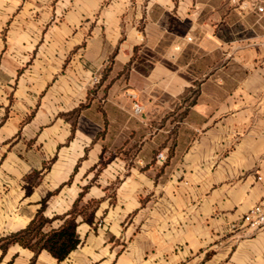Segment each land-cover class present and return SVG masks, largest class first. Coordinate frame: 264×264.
<instances>
[{"label": "crops", "instance_id": "obj_1", "mask_svg": "<svg viewBox=\"0 0 264 264\" xmlns=\"http://www.w3.org/2000/svg\"><path fill=\"white\" fill-rule=\"evenodd\" d=\"M85 186L60 264H264V0H0V236Z\"/></svg>", "mask_w": 264, "mask_h": 264}, {"label": "trees", "instance_id": "obj_2", "mask_svg": "<svg viewBox=\"0 0 264 264\" xmlns=\"http://www.w3.org/2000/svg\"><path fill=\"white\" fill-rule=\"evenodd\" d=\"M86 190L87 186L83 188L71 211L53 217L44 214L46 205L44 199L42 207L25 228L0 236V250L6 252L10 245L19 244L34 251L33 261H35L39 253L46 249L58 259L60 264L81 243L77 234L78 215L82 214L84 220H90L93 216L92 211L89 215L86 213L89 207L80 206L79 203ZM56 220L63 222L58 227H54L53 223Z\"/></svg>", "mask_w": 264, "mask_h": 264}, {"label": "built area", "instance_id": "obj_3", "mask_svg": "<svg viewBox=\"0 0 264 264\" xmlns=\"http://www.w3.org/2000/svg\"><path fill=\"white\" fill-rule=\"evenodd\" d=\"M98 77H95L93 79V82H99ZM134 98V104L133 109L135 114H141L143 112V106L142 104L137 100L136 96L133 95ZM167 156L164 154V152H161L157 156L158 162L165 161ZM261 178V177H260ZM244 222L245 224L253 229V230H259L264 227V199L260 200L259 202L251 205L247 212L244 215Z\"/></svg>", "mask_w": 264, "mask_h": 264}, {"label": "rangeland", "instance_id": "obj_4", "mask_svg": "<svg viewBox=\"0 0 264 264\" xmlns=\"http://www.w3.org/2000/svg\"><path fill=\"white\" fill-rule=\"evenodd\" d=\"M95 78V77H94ZM93 78V79H94ZM101 82H102V80L101 79H99V82H96V83H94V82H92V84H93V88L90 90L91 92H90V94H89V96L91 97L92 96V94L94 95V94H96V90H95V86H97L98 84H101ZM94 91H95V93H94ZM97 95V94H96ZM106 96V95H105ZM84 107H85V105H84ZM76 115V112L74 111V116ZM107 123V122H106ZM101 133L102 132H100V135H101ZM139 144H140V142H138ZM138 143H137V148L139 147L138 146ZM118 152V155H122L123 157H125V159L127 160V162H128V164H134V162H133V159H134V151H132V148L131 149H128V150H126V151H122L121 152V150H118L117 151ZM161 152H164L163 150H160V151H158V152H156L155 154H154V156H153V161H158L157 160V156H158V154L159 153H161ZM117 154V153H116ZM164 154L167 156V153L166 152H164ZM115 156V154L114 153H107V154H102V157H101V160H100V167L98 168V170H100L101 168H102V166L106 163V162H108L109 160H111L113 157ZM168 157V156H167ZM167 161V158H166V160L165 161H163V163H161V164H165V162ZM113 189H114V186H112V188L110 189V192H112L113 193ZM81 206V205H80ZM91 207H93V205H89V208H87V210H86V213L89 215L90 214V209H91ZM81 208V207H80Z\"/></svg>", "mask_w": 264, "mask_h": 264}]
</instances>
